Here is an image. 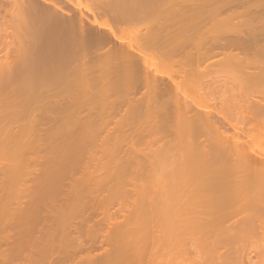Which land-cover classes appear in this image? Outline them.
I'll use <instances>...</instances> for the list:
<instances>
[{
	"label": "rangeland",
	"instance_id": "1",
	"mask_svg": "<svg viewBox=\"0 0 264 264\" xmlns=\"http://www.w3.org/2000/svg\"><path fill=\"white\" fill-rule=\"evenodd\" d=\"M61 1V6L66 3V5H64L63 7H70V9L66 8L69 11L75 8V11L78 10L76 11L77 13L83 12L85 15L84 17H88L86 19H88L89 21L93 19H91V16H89L91 13L88 14L90 10L88 11L87 7L89 5L92 7L93 3L95 2L94 0H92L94 1L93 3L90 0H81L82 5L80 4V0L79 3H75L76 1H74L75 4L70 0V2L74 5H72L71 3L69 4L67 0H64L65 2H63V0ZM100 1L96 2V4L93 5V7L95 5L97 6V8L94 7L96 8V10H94L97 11L95 15L100 12L102 13L98 14V18H96V16L94 15L95 19L100 21H105L104 19H101L104 18V15L105 17H109V13H113L115 8L116 10H119L120 14H123L120 10L123 9L122 11L124 12L125 9L131 10L132 8L134 9H132L131 12H134V10H136V13L145 12V14H147L146 17L143 15L144 19L140 18V20H137V17L135 18L137 21H130L131 23L129 24H126L127 22H124L125 24H123V22L121 24H118L120 26L117 25L118 27L115 28L114 33L119 36L118 38L120 42H118V40L114 38V40L112 41L113 43H111V46L113 44V46L115 47L117 46V44H119V46L120 44H123V46H126L125 49L123 48L124 50L127 49L131 53L133 51L135 52H133L135 56L132 53V56L134 57V59H132L135 64L134 67L136 65L138 67L137 70L132 66L133 61L131 62L132 65H129V62L123 56V58L118 56L113 58L110 57V60L108 59L109 57H107V60L105 58H102L101 61H97L99 59L98 54H100L98 51H95L98 52V54L96 56H93V58L97 57V60L95 58V62H90V60L92 61V59H86L87 61L82 60L81 58L86 52L89 54L87 55L86 53L84 56L87 55L88 58H92L94 52L92 53L93 49L91 50V48H88L91 52H88L86 48V52H82V55H79V57L81 58H79L78 55H74L75 57L71 56V53L69 54V52L62 53L60 52V50H57V48H49L46 45V38L49 33L48 27H46V25L41 22V20V23H39L38 20V23H36L37 25L34 24L35 22H37L35 16L37 15L38 17V12L36 14L35 11H33V13H30V10L27 11L28 9L22 7L25 6L24 4H26V2L24 3V1H22L24 4L16 6L17 8L14 6V4L12 6V1L10 2L12 7L9 6L10 12H7L10 13V16L7 14V16L9 17H6L7 19H9V23L7 20L5 21L9 26L7 25V23H5L6 25L2 23L3 20L0 18V21L2 20V22H0V32H2V34L0 35L3 36H0V39H4V41L2 40V42L0 40V65L3 66H0V74L2 75L4 72H6V78H1V82H3V80L5 82H3L4 85L0 82L2 84H0V86H4L3 88L5 89L4 90L2 87H0L2 88V91L0 90V102L2 103H0V264H49L50 262L52 264L53 260H57L54 261L56 262L55 264H198L194 259L191 260L192 256H189V259L185 255L187 252L186 250V252L183 250H179L182 249L181 247H179L182 246V240L191 242L192 240L190 238H193L194 236L193 234H190L191 232L187 233L190 228H188L189 230L186 229L190 226V223H193V225L191 224V226L195 228V222L193 220H195L194 217L197 216V212L195 213L194 209L197 210V208H199L198 210H200V207L202 205L204 206V204H206L205 201L208 200L210 203L205 207H208V210L211 211L210 208L215 205V203L214 205L212 203L215 200H217V202L219 200V202L221 203H226L225 205H223V207L231 202V205L235 206L236 204L239 206V208H235V210L237 209L236 212L238 211V209H240L239 212H243V210L245 209V212L248 211V206H251L253 203L256 204V206L254 204L253 205L257 207L259 206V204H262L261 201L263 202V200H260L259 198V194L262 195V192H264L262 191L260 193L262 189L259 187L262 184V181H260L259 179L262 174L264 176V167L261 166L262 170L259 168V170L262 171V174L261 172L258 173V171L256 172L258 173V175H256L255 172H253V174L248 173L249 175L251 174L250 176L246 173L245 166L247 165H244V167L242 166L243 169L241 170L243 172L240 171L239 168L243 164L238 167V171L234 170L236 172L232 171L233 169L229 170V172H227V169L224 172L223 170L227 167H225V165L221 166V163L223 161L222 159L219 160L221 155L219 157H216V160L218 159L221 163L218 160V162L216 163V161H214V158L213 160H211L212 162H209L210 164H208L209 160L204 164V162L202 161L204 160V158L201 157L202 160H200V158L198 157L201 155V152L200 154L199 152L196 153V156L194 154L195 151L197 152V150L199 149H201L200 151H202L205 145L213 147L216 145V143H213L215 141L211 139L212 133H210V135L208 133L209 130L207 132L204 130L206 129L204 128L206 126L202 127L204 132L206 134H209L210 136L209 137L207 135L206 140L208 142L210 140V142L213 144H206L207 141L204 138L203 140L206 142L205 145H203V141H199L203 137H205H202L203 130H201V138L199 137L200 135L198 133H200L199 129H201V127H199L200 124L198 125L199 128L196 130L195 128H197V125L193 126L192 128V126H189L188 123L185 126L184 124H186L187 119L181 118V115L186 112L188 113H186V115L188 116L190 115V113L195 114L196 112H198V107L200 108L201 106L203 107L201 109H209L208 112L206 110L205 114L203 110H200L198 112L199 114L202 113L203 115H209L211 118L215 117V119L217 120L221 117H216L218 115L215 111H217L218 114L222 112V114H219V116H222L226 111L225 113L228 117L230 115V113L228 114V112L231 111L232 113H234V111L231 110V108L233 107L228 106L229 104H226L220 99L218 100V93V98L216 96L214 97V99L218 101H215L213 97L211 99L207 97L208 95L210 96V94L212 96L211 92L210 94L205 93V91L203 92V90H205V87L203 88V84L205 81L200 82L199 79H201V76L199 79L198 76L209 66V68L213 69L212 72H214V69L216 70L218 67H223L224 69H226L225 67L229 66L227 63H231V67L229 66L228 70L237 72V74L239 71H241L239 72V74H241L242 71H249L244 73V75H246L244 80H248V82H250L251 78L247 77V73L251 74L252 72L254 74H252L253 77L256 75L262 76V74L264 76V50L263 47L261 48V45L264 44V0H117L118 3L116 2V4L114 3L115 0L114 2L113 0H102L101 3L103 2L104 4L106 2L104 7L108 2L112 3H110V6L108 5L109 7L113 6L114 4L116 6H119L120 4L119 8L115 6L113 10L111 9L108 15L106 14L107 9L106 11H104L105 14L102 10H100L102 9V5H99ZM56 2L59 3L58 1ZM83 2H86V6ZM87 3L91 4H88L87 6ZM4 4H6V6L10 5L6 2ZM39 4H41L40 6L44 5L42 2ZM97 4L101 6V8ZM90 6L89 8H91ZM27 7L29 6L27 5ZM109 7L106 6V8L110 9ZM14 9L15 11H13ZM80 9L82 11L79 12ZM144 9H148L149 11H145ZM7 11L9 10L7 9ZM34 12L36 14L35 16ZM2 13H4L3 9L0 10L1 16ZM11 13L14 15H12ZM77 13L74 12L76 16L82 15ZM140 13H138V15H140ZM117 14L119 13L117 12ZM124 15L127 14L125 13ZM187 15L189 18L191 17V20L186 17ZM12 16H14V18ZM24 17L26 18L24 19ZM194 17L197 19H195ZM111 18L112 17H110L109 20ZM184 18L188 19L189 21ZM10 19H12V22H14L15 25H13V23H10ZM184 20H186L188 23H183ZM194 20L195 23L199 21H201V23H196V25L195 23L191 22ZM86 23L88 24V22ZM184 24L186 25V27ZM260 24L262 26L261 28L259 27ZM32 25L34 28L32 27ZM4 26H6V29L4 28ZM187 26H189V28ZM256 26L259 27V29L256 28ZM96 27L101 31H106V28H103L102 26L101 27L103 29L98 26ZM96 27H92L91 29L94 28V30L97 31ZM193 28L195 29V31ZM192 29L193 31H191ZM6 31L9 32L6 33ZM18 31L22 32L20 33ZM40 31L43 36H40ZM185 34H187V36H185ZM8 35L10 37L9 40L15 39L16 41H14L15 50L14 48H12V44L9 43L12 42V40L8 41L7 39L9 38ZM21 35H23L22 39H26L28 40V42L26 40H23L22 42V39L19 38L21 37ZM197 35H199V37ZM227 35L229 36L228 38ZM238 35L241 37V39H239L240 37H238ZM24 36L27 37L25 38ZM39 36L42 37V41ZM230 36L233 38V40L238 41V43L234 41V43L237 44H235L237 48H235V45ZM222 37H224L225 39L227 38V42H225V39H222ZM205 38L207 39V41ZM245 38H247V40L249 39L251 43H255L254 45L250 43L252 45V48L248 47L247 49L249 50L245 48L246 43H243L244 46L239 45V43L242 44V42L247 41ZM228 39H231L232 42H230ZM258 39H260V41H257ZM210 40L212 42L214 41V45ZM110 42L108 44H110ZM194 42L196 43L195 45ZM24 43H28L26 45V48H23V46H25ZM33 43L35 44V46ZM114 43L116 45H114ZM130 43L134 47L133 48L131 46L133 48H131L132 50L129 48L130 46L128 47V45H126H130ZM206 43L209 44L206 45ZM221 43L224 44V48L221 46ZM229 43L231 44V46ZM247 44H249L248 41ZM225 45H227L226 47L228 48H226ZM135 46H139L137 47L138 49H136ZM254 46L255 50L253 49ZM95 47L97 46L94 45V47L92 48L95 49ZM104 47L106 46L104 45L103 48ZM108 47L110 46H107V48ZM203 47L205 48L203 49ZM240 47H244L245 49ZM193 48L195 49L193 50ZM201 49L204 50V52L205 50L209 51L212 49L211 51L214 54H212V57L211 55L206 54V57H208V59L206 57L205 59L209 61L207 62L206 60H201L203 64H198L197 62L199 61L197 59L192 58L193 60H191L189 56L192 57V54L194 53L193 55H195L196 52L197 54L200 53ZM241 49H243L244 51L242 50L243 52H241ZM250 49L253 50L250 52ZM229 50L231 51V53ZM49 51L51 55L53 54V57L50 55V53H46ZM258 51L260 52V54ZM21 53L23 54L20 55ZM131 53H129V55ZM225 53L226 55L230 53L231 56L229 54V58L223 57L222 54ZM249 53L251 54V56L249 55ZM202 54H198V56ZM15 55H17L16 58H13V56L15 57ZM36 55H38L37 60L35 58ZM48 55L51 56V59ZM105 55L107 56L108 54ZM44 56H46L48 59H46V57ZM194 57L197 58L196 55ZM230 57H232L233 60L230 59ZM236 57L239 59H237ZM260 57H262V60L260 59ZM186 58L187 61L188 59L194 61V64H192L191 61H189V63L186 62L187 64H185L184 62L186 61ZM226 58L228 59L226 60ZM32 59H34L35 61H33ZM49 59L51 63H49V61L47 62V60ZM53 59L55 60L54 64ZM62 59L65 62H63ZM103 59H105L106 61ZM219 59L220 61H222L221 59H223V63L219 61L221 65L215 64V62ZM258 59H260L261 61ZM183 60L184 62H182ZM6 61L7 63H5ZM224 61L227 66L224 65ZM254 61L257 66L253 65L252 67L251 64H255ZM33 62L36 63L35 67L38 64V67L40 68L41 66V68H32L31 64L34 65ZM206 63L209 64L207 65ZM64 64L66 66H62ZM205 64L208 67H206ZM195 65H200L202 66V68L205 67L202 71V68H200L199 71H201V73L199 75L197 74V79H195V75L199 67ZM213 65L215 66V68H213ZM53 66L57 67H55L57 71ZM60 66L62 67L60 68ZM233 66L235 67L233 68ZM130 67H132L134 70ZM187 67L189 68V70H191L193 67L198 68L197 70L194 69L196 71L194 75L191 74L194 77L191 75H183L182 71L185 69L187 70ZM139 68L142 70L140 71V73ZM42 69L44 70V72ZM59 69L63 70L60 71ZM224 69H222L223 72L228 71L227 69V71ZM179 70L181 71V74L180 72H178ZM186 70L184 74H186ZM208 70L210 69H207V71ZM222 70L220 71L221 76L216 70L217 73H214L215 76L211 72V74H209L210 76H207L210 80H208V78L205 80H208V83L212 82L209 84H212L216 88L215 85L218 82L217 80H219L215 79L217 78V74L218 77H225ZM254 70L255 72L257 70L260 72L255 74L253 72ZM51 72H53V74ZM141 72H148L147 74L149 76L153 74L156 78H150H152V80L156 79L157 81L154 80V82H158V86L161 84L162 87L161 85L159 87L164 90H161L160 88H157L159 90H155L156 87L153 88L150 84H148L146 79H144V74L142 76ZM230 72L228 71L229 74ZM60 73H62L63 77L60 76ZM203 73L205 75L207 72ZM7 74L9 77L7 76ZM36 74H38V78ZM234 74L235 75L232 76L236 77L237 74ZM33 75L35 76V79L32 78ZM182 75L189 80L182 77ZM189 76L193 77V79L189 78ZM261 76L260 78L262 80ZM230 77L231 75L229 76V80L232 79ZM171 78L173 80H171ZM221 78L220 80H222ZM30 79L32 81H30ZM37 79H42V83H40L41 80H39L38 83ZM194 79L197 81V84ZM212 79L213 81H211ZM239 79L241 81V77H238V79L234 80V82L239 81ZM35 80L37 82H34L33 84V81ZM52 80L54 81V83L52 82ZM214 80H216L215 83ZM220 80L218 83L221 87L226 85L225 81L227 82V88L230 87V85L232 86V81L230 82L226 79L224 81L223 79L224 84H221L222 82ZM28 81L31 83H28ZM252 81H254V78ZM26 82L28 85L26 84ZM228 82L230 84H228ZM170 83H173L175 86H177V88ZM177 83L178 85H176ZM258 83L259 84L257 86H260L258 87V89L260 90L262 86L264 87V79L261 83L258 78ZM43 84H46L45 86H47V84L49 85L46 88ZM157 84L155 86H157ZM206 84L205 86H207ZM219 84L217 85L219 89L216 88V90H218L216 92H219L221 88L219 87ZM234 84L236 85V83ZM234 84L233 86L235 87ZM242 84L238 86L242 87ZM251 84L253 85V82ZM255 84H257V82ZM199 85L202 86L203 90L202 88H199ZM163 86H166V89L167 87H169V89L166 90L165 88H163ZM195 86L202 91L201 95L206 96L207 100L206 98L204 99V97L203 99L202 97L200 98V100L198 99L200 91L197 92V88ZM210 86L211 85H209L208 90H213L214 88H211ZM254 86L257 88L256 85H253L252 87ZM224 88L225 87H223V90ZM238 88L239 87H236V89L234 88V90H238ZM247 89L249 88L247 87ZM192 90H195L196 93ZM227 90L228 89H226L225 91ZM234 90H229L231 93L228 91L227 92L228 94H232ZM259 90L258 92L260 93ZM263 90L264 89L262 88V92H264ZM170 92H172V94L174 92L175 98H169ZM214 92L213 96L216 94H214ZM256 92L255 94H258L260 97L262 92L260 94ZM197 93L198 95H196ZM204 93L207 95H205ZM249 94H247L246 96L250 97L251 94ZM187 97L190 100L194 98L199 102H196L193 99L195 104H192L190 103L192 101H189ZM227 97L229 98L230 96L227 95ZM168 98L176 101V106L173 104V100V103L168 102L171 101L168 100ZM180 100H182V102ZM242 101L244 100L242 99ZM223 102L226 109L222 108V106L224 105ZM187 103H190L191 107H189L192 109H190L191 112H188V108L185 109L184 107H180L182 105H185L186 107V105H188ZM196 103H201L202 105L199 104L197 106ZM180 108L181 110L184 109L182 113L179 112ZM175 114L178 115L175 116ZM182 117L186 118L185 114ZM233 117L230 116V120ZM165 118H167L168 120ZM263 118L261 117L260 120H262ZM179 119L183 120L182 122L185 121V123H181ZM258 121L259 120H257V122H254L260 124V121ZM261 122V124L264 125V119ZM178 123L182 124L180 127H182L183 125L184 127H182V129L179 128ZM234 123H238L237 120ZM239 123L241 122L239 121ZM246 123L248 126L246 125ZM246 123L242 122V124L237 125H242L244 132H246L248 128L250 129V127L253 128L254 125H258L250 124L252 123V121H246ZM202 125H205V123L203 124L202 122L201 126ZM188 126L189 129L187 128ZM238 126L237 129L235 126L233 127V129L228 127V130L232 129L231 131H229L232 132V140L236 138L235 140L240 141V137L243 138L244 136H246V133H243L242 128L240 127L241 129H239ZM178 128L179 130H177ZM183 128L186 132L182 131ZM186 128L190 131L191 129H194L198 134L199 140L197 139V134H194V130L193 132H190L187 131ZM235 129L237 131L241 130L239 131V133L242 132V135H245L242 136L240 135L241 133L239 134L235 131L237 135H240V137L238 136L237 138L236 136H233L236 134L234 133ZM256 129L255 131H257ZM180 131H182V133H180ZM250 132L251 134H253V136L251 135L253 137V140L249 139L252 137H248ZM250 132H248L246 136L248 139L243 138V140L245 142L250 141L252 144H250V142L249 145L247 144L248 142H246L245 144L242 138V143H239L245 144L246 146L254 144L255 146H250L251 148H255L256 146L258 147L259 145L261 146V144H264V140H262L264 139V133L261 132V130L259 132L260 135H258L259 133L257 134L258 131L255 132V135L253 133V130H251ZM184 133H187L188 135ZM181 135L183 136V138L181 137ZM258 136L261 137L259 139H261L262 142L257 140ZM207 137H209L210 139ZM194 138L196 142L198 140V144L200 142L203 143L200 144V148L198 144L192 142L191 139ZM237 145L240 144L237 143ZM195 146L198 149L194 148ZM213 147L210 148L214 149L215 147ZM259 148L261 149L263 147L261 146ZM262 150L264 149L258 151ZM182 151H184L185 153ZM181 152L182 154L180 155ZM192 153L195 156L194 158L197 159L198 157V159L203 162V165L201 164L200 167L199 165L197 166V164H199V160L198 162L196 160V163L192 158ZM189 158L190 160H188ZM191 159L192 161H194L193 163ZM172 161H175V163L177 164L173 163ZM194 163H196V166L194 165ZM260 164L264 165L263 162L261 163V161ZM213 165H216L218 169L217 167L215 169V166ZM219 166L221 168H224H220V170ZM248 171L249 169L247 170V172ZM240 172L245 174H241ZM238 173L240 174L237 175ZM252 175H254L256 178L257 176L259 177L258 180L260 181V183L257 182V184L259 183L260 185L253 183L256 181V179H253ZM252 179L255 181H252ZM173 184L177 190L173 188ZM156 186H159L158 189L156 188ZM161 186L162 188L163 186L164 188H167V190L165 189L167 193L171 191H168V186L169 189H173L171 193L169 192V195H171V197H169L167 193V195L165 194L166 197H168V201L165 199V195L162 196L165 193V191H163L164 189L161 192L162 195H160L161 190L159 189L161 188ZM199 187H202V191L197 189ZM247 187L250 189H246ZM184 188H186V190ZM195 189H197V191H195ZM179 190H181L182 192ZM237 190L238 192L240 190H243V192L247 193L246 195H248V197H246L251 199L249 200L251 201L250 205L248 204L247 207L243 205L245 200L246 205L248 202V199H246L245 197H243V199L242 197H239L240 199H242L241 201H243V203L240 201V199H237L238 196H240L239 194H241L240 192L237 194ZM151 191L157 193V195L159 196H154L153 192ZM198 191H201L202 196ZM233 192L235 193V196L232 195ZM181 193L182 195H180ZM197 194H199L200 196H198ZM236 195H238L237 198ZM243 195L245 194L243 193ZM180 196L182 199L179 198ZM190 196H192L193 201L196 199L195 196H197V198L200 197L202 201L205 199V201L201 202V205L199 198V202L195 203L197 204L196 206L193 205L194 203L193 201H191ZM262 196H264V194ZM180 199L185 200L183 201V204ZM213 199L214 201L211 203ZM174 201L175 204L177 203L176 201H179V203L176 204L177 207L175 205L173 206ZM188 202H191L190 204L193 205L192 208L196 206L193 209V213L192 210H190V212L188 210L189 207L191 209L192 206ZM221 203L217 204L218 207L219 205H221ZM198 204H200V206H198ZM217 205L215 206L216 209ZM228 205H230V203ZM253 205L252 207L255 208ZM233 206L231 207L232 209ZM215 207H213L215 212H220V210H216ZM220 207L222 208V205ZM226 208L227 207L222 208L224 209L222 212H224ZM214 210L212 211L214 212ZM209 211H207L206 209V211L203 213L204 216L205 213ZM239 212H237V214H239ZM205 217L206 222L209 223V225L211 224L219 227L220 223L217 224L216 221V223H214L210 218L208 219L207 216ZM233 220L234 216L233 218L229 216V218L224 221L225 226H227L228 224L232 225V223L234 222ZM206 222L205 224L208 225ZM183 228H185L187 231H183ZM223 228L225 229V227ZM214 229L210 232H214ZM217 230L215 229V232ZM217 232H219V235L220 231ZM212 234L215 236L216 233ZM177 240H181L179 243H182L180 245L177 243L178 248L172 247V243L177 242ZM90 241L93 242L90 243L91 246L89 244ZM262 242H264V240H262ZM262 242H260V244L264 245ZM83 244H85L86 247ZM175 244L176 243H174V246H176ZM253 244L258 245L259 243H252V246ZM88 245L90 247H87ZM259 245L258 247H260ZM83 247H85V249ZM184 247H186L187 249V247L189 248V245L183 246V248ZM263 247L264 246L260 248L263 249ZM191 252L193 253L195 251H193L192 249ZM251 253V255L253 256V252ZM196 254L194 253L195 256L192 254L193 258L197 256ZM193 260L195 263L193 262Z\"/></svg>",
	"mask_w": 264,
	"mask_h": 264
},
{
	"label": "bare ground",
	"instance_id": "2",
	"mask_svg": "<svg viewBox=\"0 0 264 264\" xmlns=\"http://www.w3.org/2000/svg\"><path fill=\"white\" fill-rule=\"evenodd\" d=\"M12 1V2H11ZM19 1H24V3L26 2V4H24L23 2L21 3V2H19ZM37 1V2H36ZM56 1H58L59 3H57ZM61 0H7V1H1L0 0V10L1 9H3V11H4V13H2V16H1V14H0V18L3 20V22H2V20L0 21V22H2V23H7V22H5L6 20L8 21L9 19H7L6 17H9L10 15V13H7V12H10V9H9V6H11V4H10V2L12 3V6H13V4H14V6L16 7V6H18V5H22V4H24L25 6H22V7H25L26 9H28L27 11H29L30 10V13H33V11H35L36 12V14H37V12H38V17H37V15L35 14V12H34V16L36 17V21L37 22H35L34 24H36V23H38V20H39V23H41V22H43L45 25H46V27H48V29H49V33H48V36H47V38H46V45L49 47V48H57V50H60V52H62V53H67V52H69V54L71 53V56H74V55H78V57H79V55L82 53V52H86L85 50H86V48H87V51L88 52H91V51H89V49L91 48V50L93 49V51H92V53H93V55H92V58H88L87 57V55L89 54V53H87V55L86 56H84L85 54H83V56H82V58L81 57H79V58H81L82 60H86V59H88V60H90V59H92V61L90 60V62H95V58H96V60H97V57H94L93 58V56H96L97 54H98V52L101 54H98V60L97 61H101L102 60V58H105L106 60H107V57H109L108 59L110 60L111 58H113V57H121V58H126V60L129 62V65H132V63H133V68L135 69L136 68V70H137V65L134 67V61H133V59H134V57L132 56V53L134 52H129V50H124L125 49V45L123 46V44L121 45L120 44V46H119V44H117V46L115 47V46H113V44H112V46H111V43H113L112 41L114 40V38L115 39H117L118 40V42H120L119 41V36L118 35H116L115 33H114V30H115V28H117L118 26H120V25H118V24H121L122 22H123V24H125L126 22V24H129V23H131L132 21H135L136 19L135 18H137V20L139 19L140 20V18H142V19H144L143 17L145 16H147V14H145V12L143 13L142 11V13H140V12H137L136 13V10H134V12H131V10L132 9H134V8H132L131 10H127V9H125V11L123 12L122 10H120L121 11V13H123V14H120V12H119V10H116V8L114 9V11H113V13L112 12H110L111 11V9L113 10V8L116 6L115 4H116V2H117V0H115V2H114V0H113V2L115 3H113L114 5L113 6H111V7H109L112 3L111 2H108L107 4H106V6L107 7H109L110 9H108V8H106V6L104 7V5H105V3L103 4V2L101 3V1L100 0H94V1H92V0H90V1H92V3H93V5L94 4H96V2H98V1H100V4L99 5H102V9H100V10H102L103 12L104 11H106V9H107V11H106V14L108 15V13L111 15V13H112V15L110 16V15H108L109 17H105V15H104V18H102L101 20H105V21H100V20H97V19H95V17H94V15L96 14V12L97 11H95L96 10V8H97V6L95 5L94 7H96V8H94L93 7V5H92V7L91 8H89V6H88V4H91V3H87V8H88V11L90 10V12H88V14L89 13H91L89 16H91V19L92 20H88V19H86V18H88V17H84L85 15H84V13L83 12H80V11H82L81 9L79 10V12L80 13H77L76 11H78V10H76L75 11V8L73 9V10H68V9H70V7H63L64 5H66V3L63 5V6H61V2H60ZM68 2H69V4L71 3V2H73L74 3V1H76L75 3H79V0H71V2H70V0H67ZM84 1V0H83ZM119 1V0H118ZM9 3L10 5H8V6H6V4H4V3ZM43 3L44 5H42V6H40L41 4H39V3ZM63 2H65L64 0H63ZM87 2V1H86ZM86 2H83L84 3V5L86 4ZM20 3V4H19ZM74 3V4H75ZM111 3V4H110ZM118 3V2H117ZM16 4V5H15ZM39 4V5H38ZM72 4V3H71ZM74 4H72V5H74ZM80 4L82 5V3H81V0H80ZM27 5L29 6V7H27ZM98 5V4H97ZM98 5V6H99ZM109 5V6H108ZM11 6V7H12ZM79 6V5H78ZM86 6V5H85ZM8 7V8H7ZM10 7V8H11ZM20 7V6H19ZM83 7V6H82ZM100 8H101V6H99ZM116 7H120V4H119V6L117 5ZM17 8V7H16ZM24 8V9H25ZM66 8H68V9H66ZM81 8V7H80ZM85 8V7H84ZM117 8V9H118ZM123 8V7H122ZM145 8V7H144ZM7 9L9 10V11H7ZM25 9V10H26ZM79 9V8H78ZM92 9V10H91ZM95 9V10H94ZM136 9V8H135ZM12 10V9H11ZM17 10V9H16ZM21 10V9H20ZM116 10V11H115ZM127 10V11H126ZM145 10V9H144ZM148 9H146L145 11H147ZM13 11H15V9L13 10ZM149 11V10H148ZM21 12V11H20ZM24 12V11H23ZM73 12V13H72ZM74 12L75 13H77V14H82V15H75L74 14ZM85 12V11H84ZM115 12H116V14H115ZM117 12L119 13V14H117ZM12 13H14V12H12ZM11 13V14H12ZM101 13V12H100ZM100 13H98V14H100ZM127 14V15H124V14ZM131 13H133V14H131ZM134 13H135V16H134ZM138 13H140V15H138ZM148 13V12H147ZM6 14V15H5ZM7 14L9 15V16H7ZM17 14V13H16ZM86 14V13H85ZM98 14L97 15H95L96 16V18H98L97 16H98ZM102 14V13H101ZM104 14H105V12H104ZM12 15H14V14H12ZM24 15V14H23ZM144 15V16H143ZM188 15H191V14H188ZM188 15L186 16V17H188ZM193 15V14H192ZM227 15H230V14H227ZM26 16V15H25ZM30 16V15H29ZM32 16V15H31ZM99 16H101V15H99ZM194 16V15H193ZM13 18H14V16H12ZM11 17V18H12ZM110 17H112L110 20H109V18ZM26 17H24V19H25ZM31 18V17H30ZM29 18V19H30ZM106 18V19H105ZM107 18H108V20H107ZM189 18V17H188ZM195 18V17H194ZM193 18V19H194ZM225 18H226V16H225ZM184 19H186V18H184ZM195 19H197V18H195ZM14 20V19H13ZM16 20V19H15ZM28 20V19H27ZM35 20V19H34ZM33 20V21H34ZM40 20H41V22H40ZM136 20V21H137ZM187 21H189V20H191V17L189 18V20L188 19H186ZM186 20H184V22L183 23H185V22H187ZM226 20V19H225ZM10 23H13V25H15L14 24V22H12V19H10ZM88 22V24L86 23V22ZM131 21V22H130ZM183 21V20H182ZM250 21V20H249ZM261 21V20H260ZM28 22V21H27ZM125 22V23H124ZM192 23H195V20L194 21H191ZM229 22V21H228ZM247 22H248V20H247ZM264 22V21H263ZM8 23H9V21H8ZM8 23H7V25H8ZM30 23V22H29ZM90 23V24H89ZM92 23V24H91ZM188 23V22H187ZM187 23H185V24H187ZM197 24H199V23H201V21H199V22H196ZM195 23V24H196ZM250 23V22H249ZM1 24V23H0ZM3 24V25H4ZM22 24V23H21ZM33 24V23H32ZM94 24H95V26H94ZM184 24V25H185ZM191 24V23H190ZM196 24V25H197ZM6 25V24H5ZM18 25V24H17ZM37 25V24H36ZM90 25V26H89ZM91 25H92V27H96V26H98V27H100V28H106L105 30L106 31H101V30H99V29H97V27H96V29H97V31H95L94 30V28L93 29H91L92 27H91ZM118 25V26H117ZM189 25V24H188ZM194 25V24H193ZM206 25V24H205ZM205 25H203V26H205ZM239 25V24H238ZM9 26V25H8ZM19 26V25H18ZM25 26V25H24ZM102 26V27H101ZM199 26V25H198ZM246 26H248V25H246ZM6 26H4V28H5ZM10 27H11V24H10ZM21 27V26H20ZM30 27V26H29ZM32 27H33V25H32ZM36 27V26H35ZM38 27V26H37ZM185 27H186V25H185ZM184 27V28H185ZM188 28H189V26H187ZM201 27V26H200ZM199 27V28H200ZM238 27V26H237ZM260 28L262 27L261 26V24H260V26H259ZM259 27H257L256 26V28H258L259 29ZM22 28V27H21ZM34 28V27H33ZM102 28V29H103ZM203 28V27H202ZM6 29V28H5ZM5 29H3V30H5ZM194 29V28H193ZM193 29L191 30V31H193ZM198 29V28H197ZM201 29V28H200ZM200 29H199V32H200ZM233 29V28H232ZM257 29V30H258ZM10 30V29H9ZM11 30H12V28H11ZM14 30V29H13ZM22 30V29H21ZM37 30V29H36ZM99 30V31H98ZM34 31H35V29H34ZM38 31V30H37ZM185 31V30H184ZM194 31H195V29H194ZM204 31V30H203ZM253 31V30H252ZM7 32H9V31H6V33ZM11 32V31H10ZM13 32V31H12ZM18 32H20V31H18ZM22 32V31H21ZM20 32V33H21ZM189 32V31H188ZM202 32V31H201ZM207 32V31H206ZM233 32V31H232ZM3 33H5V32H3ZM15 33V32H14ZM20 33H18V34H20ZM24 33V32H23ZM34 33V32H33ZM37 33V32H36ZM209 33V32H208ZM235 33V32H234ZM240 33V32H239ZM248 33V32H247ZM0 34H2V32H0ZM9 34V33H8ZM38 34V33H37ZM188 34V33H187ZM187 34H185V36H187ZM197 34V33H196ZM199 34V33H198ZM201 34V33H200ZM203 34V33H202ZM231 34V33H230ZM237 34V33H236ZM250 34V33H249ZM248 34V35H249ZM7 35V34H6ZM25 35H27V34H25ZM194 35V34H193ZM258 35V34H257ZM1 36V35H0ZM12 36V35H11ZM19 36V35H18ZM22 36L23 35H21V37H19V38H21L22 39ZM36 36V35H35ZM40 36H43L42 34H41V31H40ZM39 36V37H40ZM115 36H117V37H115ZM198 37H199V35H197ZM1 37H3V36H1ZM6 37V36H5ZM8 37H9V35H8ZM25 37V36H24ZM23 37V38H24ZM27 37V36H26ZM25 37V38H26ZM196 37V36H195ZM205 37V36H204ZM229 36L227 35V38H228ZM231 37V36H230ZM232 37H233V35H232ZM231 37V39H232V41H233V43H234V41H236V43H238V41L237 40H233V38ZM238 37H240L239 35H238ZM247 37V36H246ZM19 38H18V40H19ZM42 37H40V39H41ZM113 38V39H112ZM226 38V39H227ZM243 38V37H242ZM248 38V37H247ZM247 38H245L246 40H247ZM250 38V37H249ZM6 39V38H5ZM8 39V41H11V40H9L10 39V37L9 38H7ZM37 39V38H36ZM35 39V40H36ZM40 39H39V41H40ZM112 39V40H111ZM206 39V38H205ZM204 39V40H205ZM212 39H214V38H212ZM222 39H225L224 37H222ZM226 39L224 40L225 42H227L226 41ZM231 39H228L230 42H232L231 41ZM235 39H238V38H235ZM239 39H241V37L239 38ZM1 40V42H2V40L4 41V39H0ZM23 40H26V39H22L21 41L23 42ZM38 40V39H37ZM110 40H111V42H110ZM116 40V41H117ZM184 40V39H183ZM6 41V40H5ZM7 41V42H8ZM14 41H15V39H13L12 40V42H9L10 44H12V48H14V50H15V47H14ZM27 42H28V40H26ZM41 41H42V39H41ZM142 41V40H141ZM206 41H207V39H206ZM211 41V40H210ZM228 41V42H229ZM240 41V40H239ZM248 41V43L250 44L251 43V41H249V39L247 40ZM247 41L246 42H242V40H241V42H242V44H240L239 43V45L240 46H244V44L243 43H246L245 45L247 46H245V48L247 49L248 47L250 48H252V45H254L255 43H251L250 45L249 44H247ZM255 41V40H254ZM257 41H260V39H258ZM257 41H255V42H257ZM0 42V43H1ZM16 42V41H15ZM30 42V41H29ZM36 42V41H35ZM110 42V44H108ZM204 42V41H203ZM212 42V41H211ZM225 42H224V44H225ZM252 42H253V38H252ZM262 42V41H261ZM115 43H117V42H115ZM114 43V45H116ZM129 43V42H128ZM184 43V42H183ZM213 43V45H214V41L212 42ZM236 43H234V45L236 44ZM258 43V42H257ZM264 43V42H263ZM262 43V44H263ZM4 44V43H3ZM16 44V43H15ZM23 44V43H22ZM25 44V43H24ZM28 44V43H27ZM27 44H25V46H23V48L25 47H27L26 45ZM34 44V43H33ZM108 44V45H107ZM196 43L194 42V45H195ZM203 44V43H202ZM209 44V43H208ZM207 43H206V45H208ZM222 44V43H221ZM224 44H222L221 46L223 47V45ZM230 44V43H229ZM228 44V45H229ZM5 45V44H4ZM94 45L95 46H97V47H95V49L94 48H92V47H94ZM106 46V47H104L103 48V46ZM126 45H128V47L131 49L133 46H132V44L130 43V45L129 44H126ZM135 45V44H134ZM139 45V44H138ZM141 45V44H140ZM186 45V44H185ZM198 45V44H197ZM211 45V44H210ZM233 45V44H232ZM233 45V46H234ZM237 45V44H236ZM236 45H235V48H237L236 47ZM264 45V44H263ZM263 45H261V48L263 47V50H264V46ZM10 46V45H9ZM22 46V45H21ZM31 46V45H30ZM34 46H35V44H34ZM88 46H92V47H88ZM107 46H110V47H108L107 48ZM122 46V47H121ZM132 46V47H131ZM200 46V45H199ZM220 46V47H221ZM227 45H225V47H226ZM230 46H231V44H230ZM256 46V45H255ZM255 46H254V50H255ZM1 47H3V46H1ZM32 47H33V45H32ZM127 47V48H128ZM136 47V46H135ZM137 47H139V46H137ZM136 47V49H138ZM202 47V46H201ZM210 47V46H209ZM221 47V48H222ZM258 47V46H257ZM260 47V46H259ZM19 48V47H18ZM35 48V47H34ZM89 48V49H88ZM107 50H106V49ZM124 48V49H123ZM134 48V47H133ZM132 48V49H133ZM198 48V47H197ZM205 47H203V49H204ZM208 48V47H207ZM224 48V47H223ZM226 48H228V47H226ZM234 48V49H235ZM239 48V47H238ZM240 48H244V47H240ZM244 48V49H245ZM33 49V48H32ZM105 49V50H104ZM108 49H109V52H108ZM110 49H112V50H110ZM131 49V50H132ZM195 48H193V50H194ZM199 49H200V47H199ZM210 49V48H209ZM213 49V48H212ZM211 49V50H212ZM230 49V48H229ZM253 49H250V52L253 50ZM257 49V48H256ZM13 50V49H12ZM13 50V51H14ZM25 50H27V49H25ZM31 50V49H30ZM37 50V49H36ZM36 50H33V51H36ZM39 50V49H38ZM102 50H104V51H102ZM130 50V51H131ZM211 50H209V51H207V50H205V52L207 51V52H209V53H205L204 52V50H202L201 49V52L200 53H198V54H202V51H203V54L202 55H199L198 56V54H197V52H196V56H197V58L196 57H194L195 55H193L192 54V57L191 56H189L190 58H191V60H193L192 58H195V59H197L199 62H197L198 64L199 63H201V64H203L202 63V61H204V60H206L205 59V57H206V54H209V55H211V57L213 56L212 54H214ZM214 50V49H213ZM218 50V49H217ZM231 50V49H230ZM229 50V51H230ZM243 49H241V52H243L242 51ZM247 50H249V49H247ZM10 51V50H9ZM48 51V50H47ZM95 51H98V52H95ZM101 51V52H100ZM136 51V50H135ZM192 51V50H191ZM197 51V50H196ZM232 51H234V50H232ZM17 52H18V50H17ZM22 52V51H21ZM103 52V53H102ZM104 52H107V53H104ZM199 52V51H198ZM212 52V53H211ZM257 52V51H256ZM259 52V51H258ZM7 53V52H6ZM9 53V52H8ZM26 53V52H25ZM30 53V52H29ZM46 53H50V51L49 52H46ZM91 53V54H92ZM129 53H131L130 55H129ZM135 53V52H134ZM134 53H133V55H134ZM187 53H190V52H187ZM192 53V52H191ZM230 53H231V51H230ZM229 53V54H230ZM23 53H21L20 55H22ZM28 54V53H27ZM105 54H108L107 56L105 55ZM186 54V53H185ZM229 54H227L226 55V53L225 54H222V56L223 57H228V55ZM259 54H260V52H259ZM262 54V53H261ZM19 55V54H18ZM50 55H51V53H50ZM50 55H48L49 56V58L51 59V56L53 57V54L50 56ZM82 55V54H81ZM114 55V56H113ZM189 55H191V54H189ZM225 55V56H224ZM245 55V54H244ZM249 55L251 56V54L249 53ZM257 55H258V53H257ZM16 56L17 55H15V57L13 56V58H16ZM25 56V55H24ZM38 55H36V60L38 59V57H37ZM46 56H47V54H46ZM46 56H44V57H46ZM123 56V57H122ZM129 56V57H128ZM135 56V55H134ZM185 56V55H184ZM230 56H231V54H230ZM75 57V56H74ZM78 57H76V58H78ZM111 57V58H110ZM198 57H199V59H198ZM210 57V56H209ZM220 57V56H219ZM219 57H217V58H219ZM232 57H234V56H232ZM232 57H230V59H232ZM241 57V56H240ZM253 57V56H252ZM12 58V59H13ZM21 58V57H20ZM29 58V57H28ZM33 58H34V56H33ZM58 58V57H57ZM61 58V57H60ZM59 58V59H60ZM85 58V59H84ZM129 58V59H128ZM133 58V59H132ZM188 58V57H187ZM187 58L185 59L186 61L184 62V60L182 61V62H184L185 64H187L186 62H188L189 63V61H191V60H189L188 59V61H187ZM207 59H208V57H206ZM229 58V57H228ZM228 58H226V60L228 59ZM237 58V57H236ZM242 58V57H241ZM251 58V57H250ZM259 58V57H258ZM11 59V60H12ZM23 59V58H22ZM30 59H31V57H30ZM46 59H48L47 57H46ZM50 59L49 60H47V62L49 61V63H51L50 62ZM94 59V60H93ZM105 59H103V60H105ZM132 59V60H131ZM194 59V60H195ZM212 59V58H211ZM224 59V58H223ZM223 59H221L222 61H223ZM237 59H239V58H237ZM236 59V60H237ZM247 59V58H246ZM260 59L262 60V57H260ZM260 59H258V60H260ZM33 61H35L34 59H32ZM105 60V61H106ZM202 60V61H201ZM216 60V59H215ZM233 60V59H232ZM260 60V61H261ZM31 61V60H30ZM62 61H63V59H62ZM87 61V60H86ZM96 61V62H97ZM133 61V62H132ZM201 61V62H200ZM207 62L209 61V60H206ZM205 61V62H206ZM214 61V60H213ZM219 61H220V59L218 60V61H216L215 62V64H220L219 63ZM222 61H220L221 63H223ZM250 61V60H249ZM248 61V62H249ZM9 62V61H8ZM54 62H55V60L53 59V64H54ZM61 62V61H60ZM63 62H65V61H63ZM89 62V61H88ZM132 62V63H131ZM192 62V64H194L193 62L194 61H191ZM218 62V63H217ZM227 62H229V61H227ZM231 62V61H230ZM234 62V61H233ZM239 62V61H238ZM243 62V61H242ZM263 62V61H262ZM5 63H7V61L5 62ZM32 63V62H31ZM34 63V62H33ZM82 63V62H81ZM91 63V64H92ZM254 63H255V61H254ZM26 64V63H25ZM25 64H23V65H25ZM35 64L36 63H34V65L33 64H31L32 65V68H39L38 67V64L36 65V67H35ZM52 64V65H53ZM59 64H61V63H59ZM63 64V63H62ZM191 64V65H192ZM207 65L209 64V63H206ZM205 64V66L206 67H208L207 65ZM213 64V63H212ZM214 64V65H215ZM229 66H230V64L231 63H227ZM227 64H225V61H224V65H226L227 66ZM234 64V63H233ZM3 65H4V63H3ZM10 65V64H9ZM183 65V64H182ZM190 65V64H189ZM213 65V66H214ZM221 65V64H220ZM252 65V67H253V65H256V63L255 64H251ZM0 66H2V65H0ZM34 66V67H33ZM62 66H66L65 64L64 65H62ZM62 66H60V68L62 67ZM195 66H198L199 67V69L197 68V67H193L191 70H189V68L187 67V70H186V74H184L185 73V70H183L182 71V73H183V75L185 76V75H191V74H193L194 75V73H196V71L194 70V69H198V71L200 70V68H202V66H200V65H195ZM212 66V65H211ZM229 66H227V67H225L227 70H228V67ZM243 66V65H242ZM257 66V65H256ZM3 67V66H2ZM11 67V66H10ZM25 67V66H24ZM54 68L56 67V66H53ZM86 67V66H85ZM186 67V66H185ZM184 67V68H185ZM203 67H204V65H203ZM210 67V66H209ZM206 68V70H204V71H202L204 68H202L201 69V71H202V73H201V71H197V73H196V78L195 79H197V74L199 75L200 73V75L198 76V79L200 78V76H201V79H199L200 80V82H202V81H205L206 83H208V80H210L209 79V77H207V76H210L209 74H211V72L213 71V69L212 68ZM231 67V66H230ZM235 66H233V68H234ZM251 67V68H252ZM263 67V66H262ZM8 68H9V66H8ZM31 68V69H32ZM40 68H41V66H40ZM39 68V69H40ZM57 68V67H56ZM55 68V69H56ZM131 69H133L132 67H130ZM191 68V67H190ZM213 68H215V66L213 67ZM216 68H217V66H216ZM219 68V69H218ZM216 70L218 71V73L220 74V71L222 70V69H224L223 67H218ZM237 68H238V66H237ZM237 68H236V70H237ZM245 68H247V67H245ZM255 68V67H254ZM29 69V68H28ZM38 69V70H39ZM133 69V70H134ZM140 69V68H139ZM207 69H210V70H208L207 71ZM221 69V70H220ZM226 69H224V70H226ZM230 69V68H229ZM257 69V68H256ZM264 69V68H263ZM21 70V69H20ZM34 70H36V69H34ZM33 70V71H34ZM43 70V69H42ZM60 71H62L61 69H59ZM77 70V69H76ZM79 70V69H78ZM215 69H214V72H212V74H214V73H217V71H216ZM220 70V71H219ZM226 70V71H227ZM247 70V69H246ZM252 70V69H251ZM261 70V69H260ZM56 71H57V69H56ZM140 71H142L141 69L139 70V73H140ZM192 71V72H191ZM194 71V72H193ZM228 71L230 72H232V74H231V72H230V74L228 73ZM227 72H223V70H222V72H223V74L225 75V77H220L221 76V74H220V76L218 77V74H217V78H215V79H219L220 80V78L222 79V80H220L221 82V84H224L223 83V79H224V81H225V79L227 80V81H232L231 83H232V86L230 85V87H226L227 86V82L225 81V84L226 85H224L223 87H225L224 88V90H223V87H221L220 86V84L218 83L219 82V80H217L218 82H217V84L215 85L216 86V88L217 89H219L218 87H217V85L219 84V87H221L220 88V90H219V92H216V91H218V90H216V88L212 85V84H209V83H212V82H209L208 84L209 85H211L210 87L211 88H214L213 90H208L209 89V85L208 84H206L205 82H204V86H203V88L205 89V90H203V88H202V86L201 85H199V88H202V90H203V92L205 91V93H208V94H210V92L212 93V96H211V94H210V96L208 95L207 97H209L210 99L213 97V99H214V97L216 96L217 98H218V94H219V98H218V100L220 99L221 101H224L226 104H229L228 106H231V107H233V108H231V110L232 111H234V113H232L231 111L230 112H228V114L230 113V115H229V117L231 116V117H233L231 120H230V118L227 116V114L224 112V114L222 115V116H219V114H222V112H220L219 114H218V112L217 111H215V109H214V111L217 113V115L218 116H216V117H218V118H220V119H215V117L212 119L209 115H203L202 113H198L200 110H203L204 111V114H205V112H206V110H207V112H208V109L206 108V106H205V108L206 109H201V108H203L202 106L199 108L198 107V112H194L195 114H192V113H190V115L188 116V115H186V113H183V115L185 114V116H186V118L185 117H182L183 115H181V113L184 111V109H182L181 110V108L178 110L179 112H181L180 113V115H181V118H184V119H187L186 120V124H184L185 126L188 124L189 126L191 125L192 126V128H193V126H196L197 128H195V130L196 129H198L199 127H201V129H199L200 130V133H198L200 136V138H201V134H202V131L201 130H203L202 129V127L203 126H206V127H204V128H206V129H204L206 132L209 130V134L210 133H212V135L214 136V138H213V136L211 135V139L213 140V141H215V142H213L214 144L216 143V145L213 147V146H209V145H205V142L207 141L206 140V136L208 135L209 136V134H206L205 132H204V130H203V134H202V137L203 136H205V137H203L201 140H199V137H198V134L196 133V131L194 130V129H191V131L193 132V130H194V134H197V139L199 140V141H203V143H197L198 142V140H197V142L195 141V138L194 139H191L192 140V142H195L196 144H198L199 145V148L201 147L200 146V144H203V145H205V147H203V150L202 151H200L201 149H199V150H197V152L195 151V156L197 155L196 153H198L199 152V154H200V152H201V155L200 156H198L199 158H200V160H202V158L201 157H203L204 158V160H202L203 162H204V164H205V162L206 161H208V164H210L209 162H212L211 160H213L214 158V161H216V163L220 160V159H222L223 161H222V163H221V166H224L225 165V167H227V168H225L223 171L225 172V170H227L228 169V171L227 172H229V170H231V169H233L232 171H234V170H236V171H238L237 169H238V167H240V165L241 164H243V165H241V167L243 166L244 167V165H247V166H245V168H246V173H247V175H249L248 173H251V174H253V172H258V173H260L261 172V174H262V167L261 166H263L264 167V165H262V164H260V161H261V163L263 162V164H264V161H262V160H264V150H262L263 151V153H262V151H258V150H261V149H264V144L262 145L261 144V146L263 147V148H259V147H261L260 145L257 147H255V148H251L250 146H255L254 144L253 145H250V146H246L245 144H246V142H248V141H244L243 140V138H247L246 136H247V133L248 132H250L251 130H253V133H254V135H255V132H257V134L260 132V130H261V132H263L264 133V131H262V130H264V125L263 124H261L262 122V120L264 119L263 118V116H264V92H262V88L264 89V87L262 86L261 87V89L259 90L258 89V87H260V86H257L259 83H258V78H259V81L262 83V81H263V74H262V80H261V78H260V76H252V72H251V74L250 73H247V77H250L251 79H250V82H248V80H244L245 79V77H246V75H244V73L245 72H249V71H245V72H243L242 71V73L241 74H239V72H241V71H239L238 72V74H237V72H234V71H232V70H228ZM258 71V70H257ZM255 72V70L253 71L255 74H257V73H259L260 71H258V72ZM9 72V71H8ZM25 72V71H24ZM42 72V71H41ZM43 72H44V70H43ZM42 72V73H43ZM46 72V71H45ZM49 72H50V70H49ZM138 72V71H137ZM176 72V71H175ZM178 72H180V74H181V71L179 70ZM177 72V73H178ZM189 72V73H188ZM203 72H207L205 75H204V73ZM221 72V73H222ZM1 73H3V72H1ZM5 73V74H4ZM2 75H3V77H2V75L0 76V82L2 81V79H5L6 78V72H4ZM35 73V72H34ZM52 74H53V72H51ZM136 73V72H135ZM142 73V72H141ZM145 73L146 72H143L142 73V76H143V74H144V79H146V81L148 82V84H150L153 88H155L156 87V89L155 90H159V89H157V88H160L159 86L161 85H159L158 86V82H154V80H156V79H154V80H152V78H156V77H154V75L152 74L151 76H149L147 73H146V75H145ZM226 73V74H225ZM234 73H236L237 75H236V77L234 78L232 75H235ZM28 74V73H27ZM31 74V73H30ZM61 75L60 76H62V73H60ZM173 74V73H172ZM231 75V77L230 78H232V79H230L229 80V76ZM35 75V74H34ZM33 75V77L32 78H34L35 79V76ZM37 75V78H38V74H36ZM48 75H50V74H48ZM47 75V76H48ZM58 75V74H57ZM182 75V77H184ZM193 75H191V76H193ZM228 77H227V76ZM250 75V76H249ZM254 75V74H253ZM5 76V77H4ZM7 76H8V74H7ZM59 76V75H58ZM186 76V77H187ZM202 76H204V77H202ZM213 76V75H212ZM214 76H215V74H214ZM243 76V77H242ZM9 77V76H8ZM29 77H30V75H29ZM40 77V76H39ZM52 77V76H51ZM63 77V76H62ZM150 77H152V78H150ZM168 77V76H167ZM181 77V76H180ZM194 77V76H193ZM193 77H190L189 76V78H192L193 79ZM206 77V78H205ZM238 77H241V81H240V79H239V81H235L234 82V80H237L238 79ZM256 77V78H255ZM2 78V79H1ZM31 78V79H32ZM185 78V77H184ZM208 78V80H205V79H207ZM233 78H234V80H233ZM237 78V79H236ZM253 78H254V81H252L253 80ZM18 79V78H17ZM30 79V81H32ZM46 79V78H45ZM56 79V78H55ZM55 79H54V81H55ZM168 79V78H167ZM169 79H170V76H169ZM185 79H188V78H185ZM194 79V81L196 82V84H197V81ZM204 79V80H203ZM256 79H257V81H256ZM26 80V79H25ZM39 80H41V82L40 83H42V79H39ZM39 80L37 79V81H38V83H39ZM62 80V79H61ZM159 80V79H158ZM162 80V79H161ZM171 80H173L172 78H171ZM189 80V79H188ZM22 81H24V80H22ZM27 81V80H26ZM36 80L35 81H33V84H34V82H37ZM50 81V80H49ZM48 81V82H49ZM54 81L52 80V82L54 83ZM157 81V80H156ZM169 81V80H168ZM191 81V80H190ZM211 81H213V79L211 80ZM245 81H247V82H245ZM3 82H4V80H3ZM3 82H1V83H3ZM21 82V81H20ZM51 82V83H52ZM165 82V81H164ZM179 82V81H178ZM216 82V80H214V83ZM241 82V83H240ZM253 82V85H256L257 86V88L255 89L254 87H252L253 85L251 84ZM257 82V84H255ZM0 83V84H1ZM5 83V82H4ZM4 83H3V85H4ZM28 83H31V82H29L28 81ZM43 83H45V82H43ZM46 83H47V81H46ZM50 83V84H51ZM58 83V82H57ZM158 83V84H157ZM234 83H236V85L234 84ZM238 83V84H237ZM244 85H243V84ZM26 84H27V82H26ZM37 84V83H36ZM157 84V86H155ZM166 84H167V81H166ZM171 84V83H170ZM173 84V83H172ZM171 84V85H172ZM198 84H200V83H198ZM205 84L208 86H205ZM228 84H230L229 82H228ZM233 84L235 85V87L233 86ZM240 84H242V87L241 86H238V85H240ZM2 85V84H1ZM28 85V84H27ZM44 86L46 85V84H43ZM49 84H47V86H48ZM56 85V84H55ZM174 85V84H173ZM176 85H178V83L176 84ZM245 85H246V88H245ZM261 85V84H260ZM36 86H38V85H36ZM39 86H40V84H39ZM47 86H45L46 88H47ZM168 86V85H167ZM175 86V85H174ZM180 86H181V84H180ZM198 86V85H197ZM201 86V87H200ZM213 86V87H212ZM229 86V85H228ZM0 87H4V86H0ZM53 87V86H52ZM61 87V86H60ZM161 87H162V85H161ZM171 87V86H170ZM176 88H177V86H175ZM196 87V86H195ZM207 87V88H206ZM233 87V88H232ZM236 87H239L238 88V90H234V88L236 89ZM247 87L249 88V89H247ZM2 88H0V90L2 89ZM34 88V87H33ZM39 88V87H38ZM43 88V87H42ZM163 88H165L166 89V86L164 87L163 86ZM197 88V87H196ZM230 88V89H229ZM4 89V88H3ZM56 89V88H55ZM161 89V88H160ZM169 89V87H167V89L166 90H168ZM181 89V88H180ZM206 89H207V92H206ZM222 89V90H221ZM226 89H228L227 91L228 92H230L231 90H234V92H232V94H228V92L227 91H225ZM245 89H247V90H245ZM259 90L260 91V93H261V95H260V97H259V95L258 94H255V92H256V90ZM5 90V89H4ZM57 90H58V88H57ZM161 90H164V89H161ZM165 90V91H166ZM171 90V89H170ZM182 90V89H181ZM197 90V92H199L200 91V97L198 96V99L200 100V98L202 97V99H203V97H204V99L206 98V96H202L201 95V90H199L198 88L196 89ZM230 90V91H229ZM258 90H257V92H258ZM2 91V90H1ZM0 91V92H1ZM177 91V90H176ZM193 92H195L196 93V91L195 90H192ZM214 92V96H213V92ZM252 93H251V92ZM255 91V92H254ZM264 91V90H263ZM4 92V91H3ZM159 92V91H158ZM168 92V91H167ZM166 92V93H167ZM181 92V91H180ZM179 92V93H180ZM184 92V91H183ZM182 92V93H183ZM227 92V93H226ZM246 92H247V94H251V96L249 97V96H246L247 94H246ZM256 92V93H257ZM161 93H164V92H161ZM169 93V92H168ZM167 93V94H168ZM204 93V94H205ZM218 93V94H217ZM259 93V92H258ZM259 93V94H260ZM203 94V93H202ZM229 95L230 97L228 98L227 97V95ZM246 94V95H245ZM249 94V95H250ZM263 94V95H262ZM163 95H165V94H163ZM171 95V96H170ZM170 95H169V98H171V97H174L175 98V96H174V92H173V94H172V92H170ZM196 95H198V93L196 94ZM205 95H207V94H205ZM231 95H232V97H231ZM167 96V95H166ZM179 96V95H178ZM165 97V96H164ZM168 98V100H171V99H169ZM179 98V97H178ZM188 98V97H187ZM186 98V99H187ZM230 98H231V101H230ZM247 98V99H246ZM1 99H3V98H1ZM166 99V98H165ZM177 99V98H176ZM175 99V100H176ZM189 99V98H188ZM194 99V98H193ZM193 99L192 100H190L189 99V101H192V102H190V103H194L195 104V102L193 101ZM197 99V98H196ZM201 99V100H202ZM242 99L244 100V101H242ZM173 100V99H172ZM172 100L171 101H168V102H171V103H173L172 102ZM178 100V99H177ZM195 100V99H194ZM206 100H207V98H206ZM215 100V99H214ZM218 100H215V101H218ZM1 101V100H0ZM3 101V100H2ZM167 101V100H166ZM174 101V100H173ZM179 101V100H178ZM181 102H182V100H180ZM196 101V100H195ZM211 101V100H210ZM220 101V102H221ZM228 101V102H227ZM4 102V101H3ZM175 102L176 101H174V105H175ZM196 102H199V101H196ZM224 102H223V104H224ZM229 102H231V103H229ZM1 103V102H0ZM179 103V102H178ZM190 103H187L188 105H186V107H185V105H182V106H180V107H184L185 109L186 108H188L187 110H188V112H191L190 111ZM202 103V102H201ZM201 103H199V104H201ZM2 104V103H1ZM1 104H0V106H1ZM182 104V103H181ZM186 104V103H185ZM197 104V106L199 105L198 103H196ZM202 105V104H201ZM221 105H222V103H221ZM173 106V105H172ZM176 106V105H175ZM177 106H179V105H177ZM190 106V107H189ZM195 106V105H194ZM193 106V107H194ZM220 106V105H219ZM224 106V107H223ZM222 106V108H225V104ZM227 107V106H226ZM177 109V108H176ZM175 109V110H176ZM197 109V108H196ZM219 109V108H218ZM226 109V108H225ZM26 110V109H25ZM192 110V109H191ZM223 110V109H222ZM186 111V110H185ZM195 111V110H194ZM197 111V110H196ZM210 111V110H209ZM229 111V110H228ZM214 112V113H215ZM170 113H171V111H170ZM175 113V112H174ZM198 113V114H197ZM210 113V112H209ZM212 113V112H211ZM179 114V113H178ZM178 114H175V116L176 115H178ZM188 114V113H187ZM192 114V115H191ZM207 114V113H206ZM232 114V115H231ZM179 115V116H180ZM216 115V114H215ZM174 116V117H175ZM187 116H188V118H187ZM209 116V117H208ZM165 117V116H164ZM173 117V118H174ZM178 117V116H177ZM263 118L262 120H260V118ZM180 118V119H181ZM236 118V119H235ZM165 119H167V118H165ZM179 119V120H180ZM168 120V119H167ZM237 120V122L239 123V121L241 122V123H234L235 121ZM257 120H259L260 121V124H261V126H260V124L259 123H255V122H257ZM166 121V120H165ZM176 121V120H175ZM181 121V123H185V121L184 122H182L183 120H180ZM234 121V122H233ZM246 121L247 122H249V121H252V123H250V124H258V125H254V127L253 128H251L250 127V129L248 130L247 128V130H248V132H247V130H246V132H244L243 130V128H242V125L241 126H238V125H240V124H242V122H245L246 123ZM255 121V122H254ZM258 121V122H259ZM170 122H172V121H170ZM179 122V121H178ZM202 122H203V124L205 123V125H202L201 126V124H202ZM181 123H178L179 124V128H181L182 129V127H184V125L182 126V127H180L182 124ZM176 124V123H175ZM175 124H174V127H175ZM200 124V126L198 127V125ZM236 124V125H235ZM238 124V125H237ZM244 124V123H243ZM249 124V123H248ZM246 125H247V123H246ZM253 125H251V126H253ZM189 126L187 127L188 129H189ZM232 126V127H231ZM236 127V129H237V126H238V128L239 129H241L242 128V131H243V133H246V136H244V135H242L243 133L242 132H240L239 133V131H241V130H234V133H236V132H238L240 135H242V136H244L243 138L242 137H240V135H237V133L235 134V135H233V136H236L237 138H238V136L240 137L239 139H240V141L239 140H235V139H233L232 140V132H229V131H231L232 129H233V127ZM248 126V125H247ZM256 126V127H255ZM258 126V127H257ZM260 126V127H259ZM263 126V127H262ZM232 128L231 130H228L229 128ZM241 127V128H240ZM244 127V126H243ZM263 129H262V128ZM179 128L177 129V130H179ZM186 128V130L187 131H190V130H188ZM191 128V127H190ZM245 128V127H244ZM257 130V131H255V129ZM260 128V129H259ZM173 131V130H172ZM182 131H184V132H186L185 130H184V128H183V130ZM182 131H180V133H182ZM190 131V132H191ZM236 131V132H235ZM255 131V132H254ZM190 132H188V133H190ZM197 132H199V131H197ZM206 135H205V134ZM184 134H186V135H188L187 133H184ZM193 134V135H194ZM256 134V135H257ZM180 135V134H179ZM183 135V134H182ZM181 135V137L183 138V136ZM250 135V136H249ZM248 135V137H252L253 136V134H251V132H250V134ZM252 135V136H251ZM258 135H260V133L258 134ZM195 136V135H194ZM190 137V136H189ZM210 137V136H209ZM209 137H207V138H209ZM264 137V136H263ZM180 138V137H179ZM192 138H193V136H192ZM205 138V140L206 141H204L203 139ZM241 138H242V140L244 141V143L245 144H241L242 142V140H241ZM256 138V137H255ZM259 138H261V137H259L258 136V141H260V142H262L261 141V139H259ZM187 139V138H186ZM210 139V138H209ZM216 139V140H215ZM248 139V138H247ZM249 139H252L253 140V137L252 138H249ZM181 140V139H180ZM189 140V139H188ZM187 140V141H188ZM233 141V144H232V141ZM262 140H264V139H262ZM237 141V142H236ZM190 142V141H189ZM239 142H241V143H239ZM250 142V141H249ZM249 142L247 143L248 145H249ZM256 142V141H255ZM235 143H236V145H235ZM237 143L238 144H240V145H237ZM264 143V142H263ZM188 144V143H187ZM192 144V143H191ZM206 144H211V145H213L211 142H210V140H209V142L207 141V143ZM250 144H252L251 142H250ZM193 145V144H192ZM191 146V145H190ZM197 146V145H196ZM194 147V148H197V147ZM183 147V146H182ZM210 147H213L214 149H212V148H210ZM198 149V148H197ZM256 149H258V150H256ZM184 150V149H183ZM192 150H194V149H192ZM196 150V149H195ZM182 152H184V151H182ZM182 152L180 153V155L182 154ZM191 152V151H190ZM203 152V153H202ZM185 153V152H184ZM187 153V152H186ZM203 154V155H202ZM183 155H185V154H183ZM187 155V154H186ZM192 155H193V153H192ZM191 155V156H192ZM192 156V158H193V160H195V162H196V160H197V162H198V157H197V159L196 158H194L195 156ZM221 155V156H220ZM190 156V155H189ZM188 156V157H189ZM220 156V158H219V160L217 161L216 160V157H219ZM183 157V156H182ZM186 158V157H185ZM205 158H206V160H205ZM188 160H190V158L188 159ZM199 160V164H197V166L199 165V167H200V165L202 164L203 165V162H201ZM182 161V160H181ZM191 161H192V159H191ZM173 162V161H172ZM178 162V161H177ZM194 161H192V163H193ZM196 162V163H197ZM173 163H175V161L173 162ZM196 163H194V165L196 166ZM220 163H219V165H220ZM175 164H177V163H175ZM174 164V165H175ZM214 164V163H213ZM213 166H215L214 168L216 169V165H213ZM237 167V168H236ZM239 168L240 169V171H242L241 169H243V167L242 168ZM247 167H249V168H247ZM221 167L219 166V169H220ZM224 168V167H223ZM223 168H221V169H223ZM244 168V169H245ZM259 168L261 169V170H259ZM174 169V168H173ZM172 169V170H173ZM217 169H218V167H217ZM220 169V170H221ZM249 169V171H251V172H247V170ZM236 171H234V172H236ZM243 172V171H242ZM194 173V172H193ZM230 173H231V171H230ZM241 173V172H240ZM240 173H238L237 175H239ZM255 173H254V175H255ZM258 173H256V175H258ZM241 174H245V173H241ZM250 174V175H251ZM260 174V175H261ZM249 175V176H250ZM254 175H252V177H253V179H256V181L255 180H253L252 179V181H255V182H253L254 184H257V182H259L260 183V181H262L261 183V185L258 183L257 185H260V187L259 188H261L260 190V193L262 192V191H264V176H263V174L260 176V179H259V177L257 176V178L254 176ZM255 177V178H254ZM260 181H259V180ZM263 179V180H262ZM258 180V181H257ZM194 182V181H193ZM167 183H169V182H167ZM196 183H197V181H196ZM199 183V182H198ZM172 184V183H171ZM167 185V184H166ZM170 186H172V185H170ZM184 186V185H183ZM246 186H249V185H246ZM262 186H263V188H262ZM158 187L159 186H156V188L158 189ZM197 187V186H196ZM196 187H194V188H196ZM173 188H175L176 189V187L174 186V184H173ZM193 188V189H194ZM156 189V190H157ZM164 189V190H163ZM167 188H164V186H163V188H162V186H161V188L159 189V190H161L160 191V193L162 192V190L163 191H165V193L162 195V193L160 194V195H162V196H164L166 193H167ZM185 190H186V188H184ZM192 189V188H191ZM197 189H199V190H201L202 189V187H199V188H197ZM197 189H195V191H197ZM238 189V188H237ZM246 189H250V188H246ZM152 190V189H151ZM156 190H154V191H156ZM169 190H171V191H169ZM172 190L173 189H169V186H168V191L171 193L172 192ZM177 190V189H176ZM204 190V189H203ZM244 190V189H243ZM243 190L241 191H239L242 195H243V193L245 194V195H241V194H239L240 196H238V195H236V198H237V196H238V198L237 199H240L241 197H242V199H243V197H245L246 199H248V202H247V205H246V200L244 201V203H243V201H241L242 199H240V201L243 203V205L244 206H248V204L250 205L251 204V201H249V200H251V199H249V198H247L248 197V195H246L247 193L246 192H243ZM175 191V190H174ZM179 191H181V190H179ZM194 191V192H195ZM202 191V190H201ZM201 191H198L199 192V194L202 196V194H201ZM248 191V190H247ZM151 192H153V191H151ZM157 192H159V191H157ZM169 192L167 193L168 195H169ZM182 192V191H181ZM234 192H236V191H234ZM232 193V195H234L235 193ZM238 192V190H237V194L239 193ZM174 193V192H173ZM153 194H154V196H156L157 195V193H154L153 192ZM166 194V195H167ZM199 194H197L198 196H200ZM264 194V192H262V195ZM166 195H165V197H166ZM175 195V194H174ZM180 195H182V193L180 194ZM190 195V194H189ZM262 195H260L259 194V198H260V200H263V202L261 201V205L259 204V206H257V207H255L256 206V204H252L255 208H253L252 207V205L251 206H248V211H245L244 212V210H243V212L242 211H240L239 212V210L240 209H238V211L237 212H239V214H237V212H236V210H235V208H239V206L238 205H236L235 204V206H233V205H231L232 203L231 202H229L230 203V205H228L229 203H228V201H227V205L229 206H225V207H227L226 208V212L224 211V212H222L224 209H222V208H225V207H223V205H225L226 203H224V202H219V200H218V202L219 203H221V205H222V208L220 207L221 205H219V207H218V205L217 204H219L218 202H217V200H215L214 201V199L211 201V203L214 205V203H215V205L213 206V207H215L216 205H217V209H216V207H215V209L216 210H220V212L218 213V212H215V210L213 209V207L212 208H210V210L211 211H209L208 210V207H205V206H207L210 202L208 201V200H206L205 201V199L202 201V199L200 198V203L201 202H204L205 201V203L206 204H204V206L202 205V203H201V209L200 210H198L199 208H197V210L196 209H194L196 206H197V204H195L196 202L198 203L199 201H198V199L199 198H197V196H195L196 197V199H195V197H194V201L192 200V196H190L191 197V201H193V205H196V206H194V208H192L193 207V205L192 204H190L191 202H188L190 205H192L191 206V209H190V207H189V209H188V207H187V209L189 210V212H190V210H192V213H193V209H194V211H195V213L197 212V216H195L194 218H195V220H193L194 222H195V228H193V226H191V224L193 225V223H190L189 225L191 226H189V227H187L186 229L187 230H189L188 228H190V230L187 232V233H190V234H193L192 236H193V238H190L192 241V243H194V244H192L191 242H189V241H187L186 242V240L184 241V240H182V242L183 243H185V244H183L182 242V244L181 243H179L181 240H177V242H174V243H176L175 245L176 246H174V243H172L173 245H171L172 247H177L178 248V245H177V243L180 245H182V246H179V247H181L182 249H179V250H183V251H185L186 252V256L189 258V256H192V258H191V260L192 259H194L195 260V262L196 263H198V264H264V247H263V249H261L262 248V246H264V245H261L260 244V242H262V240H264V196H262ZM159 195H157V197H158ZM173 196V195H172ZM183 196H184V194H183ZM235 196V195H234ZM247 196V197H246ZM262 196V197H261ZM169 197H171V195H169ZM240 197V198H239ZM168 197H166L165 199L168 201V199H167ZM173 198V197H172ZM179 198H181V196L179 197ZM203 198V197H202ZM263 198V199H262ZM182 199V198H181ZM180 199V201H182V204H183V201H185L184 199L183 200H181ZM207 199V198H206ZM212 199V198H211ZM172 200V199H171ZM170 200V201H171ZM177 200V199H176ZM197 200V201H196ZM226 200H228V199H226ZM259 200V201H260ZM225 201V200H224ZM177 203L176 204H178L179 203V201H176ZM208 202V203H207ZM216 202H217V204H216ZM226 202V201H225ZM167 203V202H166ZM165 203V204H166ZM174 204H173V206L175 205L176 206V204H175V201L173 202ZM224 203V204H223ZM170 204H172V203H170ZM184 205H186V204H184ZM171 206V205H170ZM198 206H200V204H198ZM209 206H211V205H209ZM233 206V209L231 208ZM167 207V206H166ZM172 207V206H171ZM177 207V206H176ZM203 207H204V209H203ZM250 207V208H249ZM219 208V209H218ZM178 209V208H177ZM176 209V210H177ZM183 209H184V207H183ZM202 209H203V212H202ZM206 209H207V211H209V212H207V213H205V216H207V218L209 219H211L214 223H216L217 222V224H219L220 223V225H219V227H216L215 225H209V223H207L206 222V217L204 216V212L206 211ZM243 209V208H242ZM250 209V210H249ZM167 210H168V208H167ZM176 210H174V211H176ZM212 210H214V212L212 211ZM231 211V213L233 214L234 213V211H235V213L237 214H231L230 213V211ZM234 210V211H233ZM229 211V212H228ZM233 211V212H232ZM223 214H222V213ZM228 212V213H227ZM194 213V214H195ZM221 213V214H220ZM216 214V215H215ZM230 214V215H229ZM201 215H203V216H201ZM211 215V216H210ZM228 215V216H227ZM238 215H240V216H238ZM210 216V217H209ZM229 216L230 217H232L233 218V216H234V222L232 223V225L231 224H228L227 226H225V224H224V221H226V219H228L229 218ZM238 216V217H237ZM191 221H192V219H191ZM216 221V222H215ZM205 222L208 224V225H206L205 224ZM223 222V223H222ZM222 224H224V225H222ZM207 226H209V227H207ZM223 227H225V229L223 228ZM217 230V231H220V234L218 235V233L219 232H215V229ZM231 228V229H230ZM185 228H183L182 230L183 231H187ZM193 229V230H192ZM194 229H195V231H194ZM214 229V232H210V231H212ZM220 229V230H219ZM180 230V229H179ZM181 231V230H180ZM195 232V233H194ZM186 233V232H185ZM212 233H216L215 234V236L212 234ZM222 233V234H221ZM212 234V235H211ZM217 235V236H216ZM195 237V238H194ZM193 240H194V242H193ZM260 241V242H259ZM255 242H258L259 244V246L261 247H258V245H254L253 244V246H252V243H255ZM90 243H93V242H89V244ZM187 243V244H186ZM189 243V244H188ZM263 244H264V242H262ZM80 244V243H79ZM193 246H192V245ZM83 245H85V244H83ZM187 245H189V248L187 247V249H186V247H184L183 248V246H187ZM79 246V245H78ZM90 246H91V244H90ZM89 245L87 246V247H90ZM93 246H94V244H93ZM92 246V247H93ZM191 246H192V248H191ZM254 246H256V247H254ZM85 247H86V245H85ZM85 247H83L84 249H85ZM205 248V249H204ZM206 248H207V250H206ZM83 249V250H84ZM91 249V248H90ZM175 249V248H174ZM192 249H193V251H195V252H191L192 251ZM191 250V251H190ZM205 250H206V252H205ZM86 251V250H85ZM90 251V250H89ZM190 251V252H189ZM208 251V252H207ZM184 252V253H185ZM206 254H205V253ZM251 252H253V256L251 255L252 253ZM91 253V252H90ZM90 253H89V255H90ZM93 253V252H92ZM187 253H189V254H187ZM190 253H192L193 255H194V253L197 255L196 257H194L193 258V255L192 254H190ZM88 255V254H87ZM92 255V254H91ZM94 255V254H93ZM85 256V255H84ZM195 256V255H194ZM88 257V256H87ZM85 258V257H84ZM90 258V257H89ZM196 258H198V259H196ZM190 259V258H189ZM84 260V259H83ZM95 260V259H94ZM188 260V259H187ZM191 260H190V262H191ZM194 260H193V262H194ZM54 261H57V260H53V263L55 264L56 262H54ZM188 262V261H187ZM194 262V263H195ZM52 263V264H53ZM189 263V262H188ZM49 264H51V262L49 263Z\"/></svg>",
	"mask_w": 264,
	"mask_h": 264
}]
</instances>
